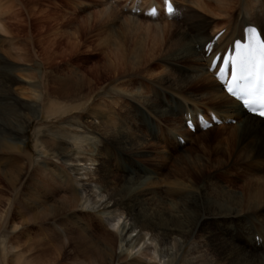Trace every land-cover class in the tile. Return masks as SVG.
I'll return each mask as SVG.
<instances>
[{
    "label": "bare ground",
    "instance_id": "bare-ground-1",
    "mask_svg": "<svg viewBox=\"0 0 264 264\" xmlns=\"http://www.w3.org/2000/svg\"><path fill=\"white\" fill-rule=\"evenodd\" d=\"M16 1L26 8L35 0ZM134 4L137 9L139 4ZM26 11L29 15L33 13L31 9ZM177 12L175 6L171 17ZM103 14L109 19L116 16L115 10ZM137 21L129 18L120 21L113 30L116 35L112 44L119 46L127 37L137 35L141 28L165 30L169 42L160 62L172 71L167 69L156 81V101L144 92L128 89L140 80L142 67L152 61L137 54L131 62L128 55L136 52L134 47L130 53L126 50L119 57L116 54L118 64L113 72L114 67L109 63L101 65L102 71L94 64L82 69L80 74L71 69L65 71L62 78L45 75L44 95L39 99L46 101L47 106L40 113L37 104L22 101L24 94L16 84L26 82L15 77L17 69L0 49V160L6 159L9 163L13 155L26 156L27 129L36 118L44 121L50 117L44 114H50L54 108L53 98L87 101L100 84L117 80L121 72V77L127 76L129 80L122 83L123 89L108 91L105 98L112 100V106L118 105L115 98H124L141 125L138 129L127 118L120 119L109 112L108 106L104 110L105 105L100 101L92 106L85 119L97 134L94 139L87 133L62 132L55 135L63 140L47 149L37 140L40 156L63 155L64 162L81 183V189H70V181L65 177L67 188L72 190L70 198L54 199L36 192L28 195L18 210L21 225L53 222L52 226L64 233L65 242L48 248L33 242L29 258L25 260L23 253H19L14 264H55L67 256L74 257L76 264H177L186 248H190L184 261L188 264H264V120L244 113L239 104L223 92L214 72L208 71L211 57L207 58L203 49L214 36L204 35L207 24L204 27V23H194L191 30L182 31L174 23L149 25ZM253 21L264 35L263 19L261 25L258 20ZM228 22L227 32L225 30L214 45L216 50L241 38L243 28L251 24V20L245 19ZM11 23H3L7 33L23 31V26ZM112 23L114 20H105L107 38L114 36L108 29ZM33 43L25 45L34 48ZM71 46V51L63 57L69 62L78 47L74 43ZM46 49L50 52L51 46ZM81 51L79 54L77 51L75 57L83 61ZM87 55L86 59L96 56ZM97 59L98 64L104 60L102 56ZM46 60V69L52 68L49 56ZM155 64L151 62L145 68ZM199 113L207 116L216 113L223 123L206 131L197 127L191 133L184 127V116L190 114L195 119ZM230 119L235 123L227 124ZM177 137H183L184 144H180ZM78 150L83 151L84 158L76 157ZM24 167L0 170V177L14 189L25 179ZM40 168L50 173L48 162H42ZM215 171L219 175L215 176ZM241 175L245 178L243 183L238 180ZM38 186L44 193L48 191L42 183ZM76 209L103 210L105 221L99 222L103 234L95 236L89 224L85 225L87 232L83 230L86 237L65 227L67 231L62 230L58 226L59 218ZM44 231L50 230L44 228ZM58 236L53 238H60Z\"/></svg>",
    "mask_w": 264,
    "mask_h": 264
},
{
    "label": "rangeland",
    "instance_id": "rangeland-1",
    "mask_svg": "<svg viewBox=\"0 0 264 264\" xmlns=\"http://www.w3.org/2000/svg\"><path fill=\"white\" fill-rule=\"evenodd\" d=\"M142 1L143 2L140 1L142 5L141 8L150 0ZM156 1L160 2L161 0ZM129 2L133 5V0H35L24 8L17 3L16 0H0V49L6 52L4 54L6 60L12 63L14 68L17 69V72L14 73L15 77L26 82H18L16 84V88L22 89L24 94L22 101L37 104L38 110L41 113L47 106L46 101L43 103L39 99L41 95H44L43 87L45 84V75H55L62 78L65 71L71 69L76 70V72L80 74L82 69L91 68L94 64L99 66L100 71H102L101 68L103 66L101 65L104 64L106 66L109 63L114 67L112 68L113 72L118 64V60L115 59L116 54L119 57L120 54H125L126 50L129 52V50H133L134 47L137 48L135 53H131V55L129 54L130 52L127 53V55L129 54L128 58L131 62L134 55L138 54L140 58L147 56L149 59H152L151 62H156V64L148 68H145V66L151 62L145 64L140 71V80H137L134 86L128 89L129 91L134 89L144 92L148 98L156 101L155 99L158 93L155 92L154 85L156 81L161 78V75L163 76L164 71L169 70L166 65L160 62L167 52L169 42L168 36H166L165 30L161 28L146 31L144 28H141L137 31V35L134 34L132 36L133 38L127 37L128 39L121 42L119 46H116L112 44L116 35V32L113 30H116V27L119 26L125 18L135 21L138 20L137 22L139 23L149 25L174 23L182 31L191 30L194 23L199 25L204 23V27L206 26L205 24H207L203 31L204 35L209 36H214L217 30L227 26L229 24L228 20L245 19L251 20V24H253L255 23V21H253L254 19L258 20L256 22L260 25L264 21V0H173L176 8H178V16H175L176 18L172 20L161 18L155 20V22L146 20L142 15L129 14L124 10V8L130 4ZM26 9H31L33 13L29 15ZM110 10H115L116 16L110 19L105 18L103 13ZM243 16L245 17L242 18ZM262 19L263 21H261ZM105 20H114V23H112L113 28L112 24L108 28L111 30L110 32L114 33V36H110V38H107V34L104 33L106 27ZM19 21L21 22L19 23ZM6 22H13L11 23L12 25L20 24L24 29L21 33L13 30V34H9L2 27L3 23ZM28 42H34L33 44L35 47L32 48L25 45ZM100 42L107 46L99 45V48L98 44ZM72 43L77 44L79 48L77 47L75 50L76 53H73V60L69 62L67 57L66 60L63 59V57L73 48V46H71ZM49 45L51 46V53L46 49L50 47ZM82 46L83 48H81ZM80 50H82L81 53L84 55L81 56L83 61L75 57L77 51L79 54ZM87 54L96 56L95 58L86 59L88 58ZM44 55L46 57H44ZM48 56L50 62H53V64H51L52 68L46 69L48 67V61L46 60ZM100 56H102L104 60L98 64L97 58ZM82 63L84 64L83 67L78 69ZM122 69L123 68H121V70ZM122 75L123 73L121 72L117 80L100 84L98 89L87 101H79L78 98L73 97L64 100L53 98L54 108L51 110L50 114H44L46 116L50 115V117L44 121L41 118H36L27 129L25 137L26 156L25 154H23L22 157H15V155H13L14 157L9 158L12 160V162L9 163L6 159L0 160V163H2L0 164L1 171H13L20 167H24L23 165L26 167H24L26 172L25 179L14 189L0 177V241L3 240V242H0V264L16 263L19 253L20 255L23 253L25 260L28 259L31 254V249L29 248H31L30 245L32 246L33 242H38L40 245L46 246L47 248L52 247V245L55 246L56 243L60 246L65 242L63 240L64 233L62 231L60 232V230L57 231L56 228L52 226L53 222L46 225H21L22 218L18 212L19 206L26 202V198L29 197V194L36 192L43 197H45V195L47 197L51 195L54 199L59 197L70 198L72 195V190L70 189H81V183L78 182L74 174L70 171V166L64 162L63 155L40 156L38 152L39 149L36 147L37 140L44 149H47V146L49 147L51 144L56 145L58 141L63 140L55 135L62 134V132H72L73 134L82 135H86L87 133V135L91 134V139H94V137H97V134L92 126L85 123V119L92 106L100 101L105 105L104 110L107 108L106 106H108V108H110L109 112H114L115 115L122 120L127 118L126 120H129L135 127H138V129L141 128L138 117L135 118V115L132 114L128 101L122 97H118L115 98L118 100V105L112 106V100L105 98L108 91L115 90L117 92L119 91L118 89H123L122 83H127L129 77H121ZM124 87L126 88L125 85ZM212 138H215V134ZM68 143L70 145L73 144L72 141H68ZM85 146L87 147V144H83V147ZM78 152L76 157L78 156L77 158L79 159L84 158L81 154L83 151L78 150ZM44 161L50 164V173L54 171L51 177H48L50 173L44 172V170L40 168L41 163ZM112 162L110 161V164H113ZM214 175H219L218 171H215ZM65 177H68L70 181V184H68L70 189L67 188L65 184ZM238 180L243 183L245 178L241 175L238 176ZM38 183H42L46 186L48 191L44 193L43 190H39ZM71 185L73 187H71ZM75 192L76 191H74V193ZM59 219L60 222L58 226H60L62 230H66L65 228L71 229L73 232H77L76 235H81L80 237H86L87 234H85L83 230L87 232L85 230V225L87 226L88 224L90 225V229L94 228L91 233L95 234V236H101L103 234V232L100 231L101 225L99 223L102 220L105 221L103 210L94 212L85 210L83 212V210L76 209L65 213ZM44 228H49L50 231L46 233ZM51 232L54 234H51ZM56 234L59 235L58 237L60 238H53ZM54 239H56V241ZM12 247H14V249ZM22 248L24 249L22 250ZM186 249V252L181 256L177 264H188L184 261L185 257L188 256L190 248ZM25 251L26 253L24 254ZM75 260L74 257L67 256V258L60 259L55 264H76Z\"/></svg>",
    "mask_w": 264,
    "mask_h": 264
},
{
    "label": "snow or ice",
    "instance_id": "snow-or-ice-1",
    "mask_svg": "<svg viewBox=\"0 0 264 264\" xmlns=\"http://www.w3.org/2000/svg\"><path fill=\"white\" fill-rule=\"evenodd\" d=\"M207 48H211V45H207ZM236 49L234 58L224 59L225 65L230 62L232 64L231 80L226 91L230 96L241 100L252 112L264 118V44L254 46L237 43ZM223 74L224 69L221 68V78ZM210 126L205 122L204 127Z\"/></svg>",
    "mask_w": 264,
    "mask_h": 264
}]
</instances>
